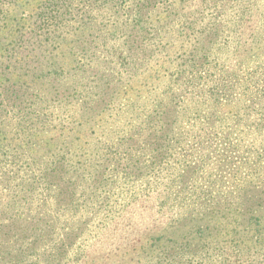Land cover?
Wrapping results in <instances>:
<instances>
[{
	"label": "trees",
	"instance_id": "16d2710c",
	"mask_svg": "<svg viewBox=\"0 0 264 264\" xmlns=\"http://www.w3.org/2000/svg\"><path fill=\"white\" fill-rule=\"evenodd\" d=\"M238 1H41L29 27L20 31L16 43L8 48L13 60L8 66L0 65L3 78L0 81V264H94V252L98 248L109 255L121 250L126 246L121 230L128 220V208L133 205L125 197L139 190L148 194L153 179L164 176L175 164H185L181 159L189 151L186 140L200 138V132H213L214 137L225 135L226 138L237 129L241 134L239 147L251 148L249 151L253 153L251 164L256 170L252 179L255 185L261 184L264 58L260 57H264V0H250L248 8L243 4L240 8ZM16 2L0 0V29ZM125 2L127 7L132 6L134 14L156 10L165 15L156 29L134 26L128 31L132 19L122 24L118 40L124 53L122 67L130 64L128 53L132 48L145 55L143 58L137 53V57H131L133 69L140 71L135 77L148 71L160 72L162 76L168 74L170 80L186 84L188 73L205 68L214 50L226 57L257 53L254 62L261 71L255 84L260 86L233 122L232 130L225 126L227 135L220 130L217 117L221 110L214 100L207 107L205 101L199 100L167 103L163 96L157 99L160 94L153 100L138 96L122 107L116 106L112 113L104 108L96 116L89 115L87 105L68 101L75 86L59 82L64 62L56 59L55 43L78 34V29L85 30L89 37L100 34L114 37L104 28L110 18L124 9ZM208 14L212 17L205 24L202 33L206 34L201 41L202 33H195L204 27L202 22ZM123 16L130 18L126 13ZM212 41L214 47L210 46ZM43 50L48 51L50 59L32 60ZM74 67L73 64L69 69ZM43 86L45 90L41 92ZM222 103L230 104L224 99ZM83 118L95 120L88 122L84 130ZM112 124L116 135L113 141L104 134L106 126ZM78 134L84 136L80 138ZM11 141L14 145H10ZM48 143L52 145L47 146ZM27 146H31L30 151ZM166 150L171 154V163L165 158ZM197 172L200 168L194 170L195 183ZM232 178L241 185L239 189L247 186L238 170ZM109 180L111 184L107 183ZM152 187L157 199L151 202L155 201L157 210L162 209L163 213L169 211L166 203L172 201L184 209L199 198L195 184L176 181L173 185ZM198 203L191 211L198 210ZM15 226L21 228L16 231ZM255 228L254 234L264 238L263 231ZM216 243L200 241L195 247L187 244L159 257L156 264H264V244L236 248Z\"/></svg>",
	"mask_w": 264,
	"mask_h": 264
},
{
	"label": "rangeland",
	"instance_id": "374dc122",
	"mask_svg": "<svg viewBox=\"0 0 264 264\" xmlns=\"http://www.w3.org/2000/svg\"><path fill=\"white\" fill-rule=\"evenodd\" d=\"M41 1L17 0L15 6L10 9L0 29V65L8 66L13 60L9 57L8 48L16 43V35L29 27L34 18L33 14ZM126 3H123L124 9L110 18L104 28L107 34H112L114 37L102 34L89 37V33L85 30L78 29V34L73 33L68 39L55 43L56 59L64 62L63 67L60 68L59 82L64 86L68 84L75 86V89L69 93L68 101L87 105L89 115L96 116L104 108H108V113H112L116 106L122 107L126 102L138 96L145 97V100L150 97L153 100L156 95L160 94L157 99L163 96L167 103L176 102L179 99L199 100L202 103L205 101L204 104H207V107L214 100L215 104L219 105L218 110H221V114L217 117L221 123V132H226L225 126L229 127L227 130H232L233 122L241 116L243 107L248 105L254 90L260 86V84H255V78L261 71L259 65L254 62L257 53H249V55H243L244 57L239 54L226 57L220 56L216 53L218 51L214 50L209 54L210 63L206 64L205 68L193 70L192 74L188 73L186 84H179L174 79L170 80L168 74L162 76L160 72L153 74L148 71L143 76L135 77L134 75L140 71L133 69L135 65L131 57H137V53L143 58L145 55L135 47L132 48L128 53L130 64L122 67L124 55L121 54L124 53L118 45L119 36L122 35L120 33L123 29L122 24L123 22L129 23L132 19L128 31L134 26L142 29H156L163 23L162 18H165V15L156 10L149 14L140 10L134 14L132 6L127 7ZM238 3L240 8L242 4L243 7L248 8L250 0H245L243 3L238 1ZM189 10H192V7ZM125 13L130 18L123 16ZM211 17V14L205 17L202 22L204 27L195 34L203 32L205 24ZM205 34L202 33L200 36L201 41ZM246 34L248 37L247 31ZM108 38H115L117 41ZM210 46L214 47L213 41ZM43 51L38 56H34L32 60L50 59L48 51ZM263 58L260 57L261 60ZM73 64L75 67L69 69ZM192 75L202 79L196 80ZM2 80L0 75V81ZM40 89L43 92L45 87ZM222 99L230 104L224 105ZM94 120L95 118L92 120L83 118L81 127L85 130L86 125H89L88 122L93 123ZM199 126V123L195 125L197 131ZM104 130L106 131L104 134L111 141L116 138L113 133L114 124L111 127L107 125ZM212 133L200 132L203 138L202 136L200 138L194 136V139L188 137L186 143L189 151L183 153L181 159L185 164L179 163L178 166L181 168L175 164L164 176L153 179L149 184L148 194L139 190L136 194H129L125 197L126 201L133 202V205L128 208V220L121 230L126 246L121 250L112 251L110 255L102 248H98L94 252L92 263L156 264L159 257L167 252L174 253L187 244L195 247L200 241L211 242V245L212 242L215 244L220 242L228 247L236 248H254L264 244V238L254 234L256 227L261 229L264 235V179L261 184L256 183L257 185L252 179L256 166L251 164L253 158L252 151H249L251 148L239 147L241 134L237 129L226 138L223 137L225 135L214 137ZM78 136L82 138L84 134H78ZM101 138L102 136L99 137ZM11 144L14 145L13 141L10 142ZM27 150L30 151L31 146H27ZM164 153L165 158L171 163V154H168V150ZM196 168H200V172H197L195 183L193 178ZM237 170L242 173L244 181L248 182L243 189H239L241 185H238L232 178V174L235 175ZM261 171L264 174V168ZM176 181L188 185L195 184L198 200L193 199V203L188 204L184 209L180 208L178 203L171 201L166 203L168 212L163 213L162 209L157 210L158 206L155 201L151 202L157 199L152 186L173 185ZM107 183L111 184L112 181L109 180ZM253 184L256 187L252 186ZM257 187L258 189L254 190ZM239 191L242 192V196H238ZM197 203L198 210L191 211ZM175 211H178V214L175 215ZM256 218L257 221H255ZM20 228V226H15L14 230L17 231Z\"/></svg>",
	"mask_w": 264,
	"mask_h": 264
}]
</instances>
